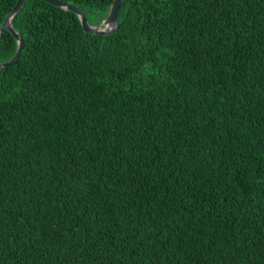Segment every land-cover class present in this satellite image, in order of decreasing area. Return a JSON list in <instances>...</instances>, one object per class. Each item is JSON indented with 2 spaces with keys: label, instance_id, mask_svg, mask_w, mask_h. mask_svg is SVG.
<instances>
[{
  "label": "trees",
  "instance_id": "obj_1",
  "mask_svg": "<svg viewBox=\"0 0 264 264\" xmlns=\"http://www.w3.org/2000/svg\"><path fill=\"white\" fill-rule=\"evenodd\" d=\"M91 24L113 0H60ZM16 0H0V24ZM25 0L0 69V264H264V0ZM17 42L2 29L0 62Z\"/></svg>",
  "mask_w": 264,
  "mask_h": 264
},
{
  "label": "water",
  "instance_id": "obj_2",
  "mask_svg": "<svg viewBox=\"0 0 264 264\" xmlns=\"http://www.w3.org/2000/svg\"><path fill=\"white\" fill-rule=\"evenodd\" d=\"M24 1L25 0H16L14 6L6 14L3 22L0 24V37H1L2 29H6L13 35V37L15 38L17 42V48L15 51V54L8 61L0 62V69L6 68L12 64H15L20 57V54L23 48V39H22V36L18 32H16L13 24H14V21L18 13L20 12L22 8ZM44 1L56 7H59L61 9L74 12L80 21L81 28L86 33L95 34V35H106V34H110L114 32L118 28L117 14H118L122 0H113L108 9L106 17L97 24L89 23L84 12L71 3H67L64 1H60V0H44Z\"/></svg>",
  "mask_w": 264,
  "mask_h": 264
}]
</instances>
